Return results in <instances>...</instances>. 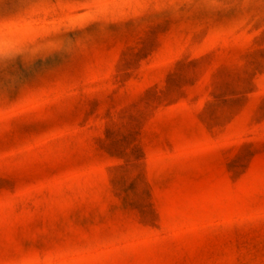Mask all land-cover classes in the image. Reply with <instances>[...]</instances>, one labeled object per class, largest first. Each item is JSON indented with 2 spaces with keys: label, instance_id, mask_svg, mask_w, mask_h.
I'll return each instance as SVG.
<instances>
[{
  "label": "rangeland",
  "instance_id": "rangeland-1",
  "mask_svg": "<svg viewBox=\"0 0 264 264\" xmlns=\"http://www.w3.org/2000/svg\"><path fill=\"white\" fill-rule=\"evenodd\" d=\"M0 264H264V0H0Z\"/></svg>",
  "mask_w": 264,
  "mask_h": 264
}]
</instances>
